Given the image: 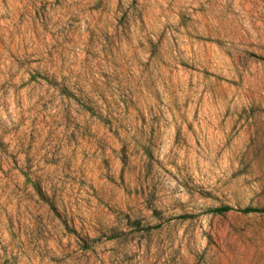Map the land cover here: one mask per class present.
<instances>
[{
  "label": "rangeland",
  "instance_id": "obj_1",
  "mask_svg": "<svg viewBox=\"0 0 264 264\" xmlns=\"http://www.w3.org/2000/svg\"><path fill=\"white\" fill-rule=\"evenodd\" d=\"M245 208L264 0H0V264H264Z\"/></svg>",
  "mask_w": 264,
  "mask_h": 264
},
{
  "label": "trees",
  "instance_id": "obj_2",
  "mask_svg": "<svg viewBox=\"0 0 264 264\" xmlns=\"http://www.w3.org/2000/svg\"><path fill=\"white\" fill-rule=\"evenodd\" d=\"M231 210L232 208H230L229 206H220V207L211 209L208 212L215 213V214H221V213L228 212ZM237 211L242 212V213H248V212L264 213V209H252V208H245V209L237 210Z\"/></svg>",
  "mask_w": 264,
  "mask_h": 264
}]
</instances>
